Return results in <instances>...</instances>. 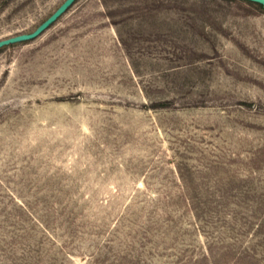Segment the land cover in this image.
<instances>
[{
	"label": "rangeland",
	"instance_id": "rangeland-1",
	"mask_svg": "<svg viewBox=\"0 0 264 264\" xmlns=\"http://www.w3.org/2000/svg\"><path fill=\"white\" fill-rule=\"evenodd\" d=\"M0 264H264V12L75 0L1 47Z\"/></svg>",
	"mask_w": 264,
	"mask_h": 264
},
{
	"label": "water",
	"instance_id": "water-1",
	"mask_svg": "<svg viewBox=\"0 0 264 264\" xmlns=\"http://www.w3.org/2000/svg\"><path fill=\"white\" fill-rule=\"evenodd\" d=\"M75 0H63L57 8L51 12L42 22H40L32 31L17 33L0 39V48L19 41L30 40L41 34L46 28L54 23L74 2ZM260 3L264 7V0H251Z\"/></svg>",
	"mask_w": 264,
	"mask_h": 264
},
{
	"label": "trees",
	"instance_id": "trees-1",
	"mask_svg": "<svg viewBox=\"0 0 264 264\" xmlns=\"http://www.w3.org/2000/svg\"><path fill=\"white\" fill-rule=\"evenodd\" d=\"M245 1H247V2H249V3H252V4L256 5L261 11L264 12V7H263L260 3H258V2H254V1H251V0H245Z\"/></svg>",
	"mask_w": 264,
	"mask_h": 264
}]
</instances>
